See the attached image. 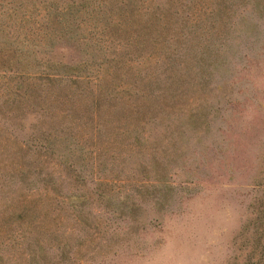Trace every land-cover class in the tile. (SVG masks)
Wrapping results in <instances>:
<instances>
[{"label":"rangeland","instance_id":"1","mask_svg":"<svg viewBox=\"0 0 264 264\" xmlns=\"http://www.w3.org/2000/svg\"><path fill=\"white\" fill-rule=\"evenodd\" d=\"M15 1L0 46L31 32V63L83 69L46 80L0 51V264L244 263L264 215V0H25L23 27Z\"/></svg>","mask_w":264,"mask_h":264},{"label":"trees","instance_id":"2","mask_svg":"<svg viewBox=\"0 0 264 264\" xmlns=\"http://www.w3.org/2000/svg\"><path fill=\"white\" fill-rule=\"evenodd\" d=\"M25 0H21L20 3L17 4V1L14 2V5L12 3V11H11V17L15 15H21V19L17 21V23L22 26L23 23H25L27 20H25V17L31 16L32 13H29L28 10L23 9V7H26L27 4H24ZM75 4H71L68 7H64L62 9L58 8L57 6H53L52 4L50 6L45 5V8L49 9V15L54 16L57 21H66L67 18L73 17L75 18L77 13L74 6ZM73 8L75 10H73ZM31 11V10H30ZM78 11V10H77ZM32 12V11H31ZM157 15H155L154 18L150 19V23L155 22L157 20ZM146 24L144 28L142 29L141 36L145 37L147 35L151 34L152 30V24ZM71 22H69L68 25L62 27L60 30L57 29V32L60 34V36L70 34L71 38H74V33L77 35L76 29L73 27L71 28ZM23 27V26H22ZM5 33V30L3 29V24H0V38L4 39L3 34ZM29 34V35H28ZM33 34V33H32ZM58 35V34H57ZM29 36H31V32H27V36L25 37L26 40L20 39V41L24 44L30 42L29 39H27ZM21 37V36H19ZM1 40V39H0ZM51 40L53 39V36H51ZM18 41V37L16 38V41H9L5 40L4 43L5 46H0V51H6L10 53V57L8 58L7 62H11V60H16L17 68L15 71H18L19 73H23L25 75H40L42 79L51 80L50 78L52 75L57 76H81V70L83 69V64L79 65H68L64 62L60 61H51V62H44L42 60H37L35 63H31L30 60V54L34 52V48L32 47H25V45L17 44L15 47V44ZM20 43V42H19ZM50 44V43H49ZM52 45V44H51ZM63 137V142H66L65 148L62 149V156L66 157L67 160H72L73 155L75 153L73 152L72 144L73 142V133H68ZM57 139L54 140L49 139L48 140V147L50 146L52 148H55L57 146L56 143ZM28 210H25L21 213V216H24L27 214ZM264 213V212H263ZM256 223H259V228L255 231L256 239L253 241V246L250 251V255L248 259L241 264H264V215L262 213L260 216L257 217ZM261 224V225H260ZM248 228V227H247ZM235 264V263H234ZM240 264V263H237Z\"/></svg>","mask_w":264,"mask_h":264}]
</instances>
